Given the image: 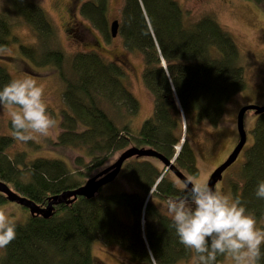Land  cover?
I'll return each mask as SVG.
<instances>
[{
    "label": "trees",
    "instance_id": "1",
    "mask_svg": "<svg viewBox=\"0 0 264 264\" xmlns=\"http://www.w3.org/2000/svg\"><path fill=\"white\" fill-rule=\"evenodd\" d=\"M9 5L0 9V50L10 47L17 23L35 32L38 47L23 44L21 51L34 64L57 70L66 109L55 145L78 155L72 167L62 159L28 160L24 153L12 157L8 150L14 138L0 135L2 183L45 207L51 197L78 188L93 170L130 147L151 148L173 159L184 131L175 166L184 174L197 175L199 131L203 125L216 127L233 96L246 89L237 46L215 19L187 24L176 0H124L117 36L125 49L142 56L143 82L154 100L152 116L134 132L131 121L139 112V101L122 81L123 66L91 50L72 57L67 75L66 55L52 44L55 29L47 13L28 0H9ZM79 12L106 39L112 37L107 0H87ZM12 80L0 65V89ZM103 104L121 114V123ZM252 133L239 179L231 184L234 200L263 223L264 199L255 193L264 180V112L256 116ZM156 160L133 157L124 163L118 176L128 172L135 190L78 197L72 204L55 206L48 219L29 213L25 223L16 222L17 238L2 249L0 264H97L93 254L97 243L119 247L132 264L188 263L192 251L179 243L171 218L159 206L186 189L178 187ZM7 202L0 193V205ZM217 260L222 264L225 257Z\"/></svg>",
    "mask_w": 264,
    "mask_h": 264
},
{
    "label": "rangeland",
    "instance_id": "2",
    "mask_svg": "<svg viewBox=\"0 0 264 264\" xmlns=\"http://www.w3.org/2000/svg\"><path fill=\"white\" fill-rule=\"evenodd\" d=\"M28 1L38 4L52 21L55 29L52 44L54 48L63 51L66 55L63 70L67 75H71L69 62L72 57L79 52L91 50H96L106 59L123 66L125 76L122 78V81L139 101V112L131 121L132 131L137 132L142 123L150 118L154 111L153 97L143 82L144 62L142 56L137 52L125 49L120 37L110 36L111 38L106 39L100 31L92 28L90 23L79 12L80 5L87 0ZM71 1H74V3ZM176 1L185 14L187 24L197 22L204 17L215 19L234 40L238 49L239 64L244 69L246 89L233 96L227 105L225 114L216 127L203 125L198 134L200 143L197 146L199 169L196 176L207 182L211 173L227 158L238 141L236 118L240 108L245 105H264V0ZM123 5L124 0H107V19L111 24L115 20H120ZM9 6V0H0L1 10L5 11ZM71 8L74 20L70 18V12H68ZM12 34L13 42L10 47L0 50V65L9 71L13 79L30 76L37 81L38 85H43L44 99L47 101L48 111L57 120V126L54 133L46 138L37 136L36 139L27 143L18 142L14 139V145L8 150V153L12 157L16 154L24 153V158L28 160L39 157L62 159L67 161L72 167L73 160L78 155V151H72L55 145L60 131L61 113L62 110L66 109L62 97L64 85L53 66L36 65L32 61H29L30 59L28 60V57L21 51L20 46L23 44L38 47L39 41L32 28L19 22L14 27ZM103 105L108 114L114 120L121 123V114H117L107 104ZM183 122L185 123L184 118ZM10 123V117L0 107V135L13 137V129H11ZM255 123L256 115L254 111H248L244 118L245 130L247 132L246 145L237 161L223 173L222 180L217 183L221 191L229 196L230 200H234L231 181L239 179V169L244 161L245 151L253 142L252 130ZM183 134L185 135V131ZM181 145L175 148L176 154L179 153ZM122 152L116 154L103 166L93 170L89 178L112 165ZM152 161L154 162V160ZM156 161L160 162L159 160ZM167 171L178 187H185L170 170ZM185 175L187 177L193 176L189 174ZM132 190H135L134 183L128 172H124L115 181L105 185L99 193L111 194ZM159 206L169 216L166 202L161 203ZM0 207L12 208L16 222L25 223L28 220L29 211L17 203L9 201L1 204ZM142 223L143 225L145 224V214L142 217ZM257 226L264 229V222L257 223ZM93 254L97 260V264H132L124 251L117 246L97 243L93 247ZM1 255L2 249H0V258ZM186 264H192V258ZM222 264H232L231 259L225 257Z\"/></svg>",
    "mask_w": 264,
    "mask_h": 264
},
{
    "label": "clouds",
    "instance_id": "3",
    "mask_svg": "<svg viewBox=\"0 0 264 264\" xmlns=\"http://www.w3.org/2000/svg\"><path fill=\"white\" fill-rule=\"evenodd\" d=\"M0 107L10 117L12 135L18 142L49 137L57 126L48 111L43 85L30 76L13 79L0 89ZM185 189L166 206L179 243L193 253L192 264H218V257L230 258L232 264H260L264 229L242 202L230 200L218 184L213 189L197 176L187 178ZM255 194L264 199V180L258 182ZM16 238L13 209L0 207V249Z\"/></svg>",
    "mask_w": 264,
    "mask_h": 264
},
{
    "label": "water",
    "instance_id": "4",
    "mask_svg": "<svg viewBox=\"0 0 264 264\" xmlns=\"http://www.w3.org/2000/svg\"><path fill=\"white\" fill-rule=\"evenodd\" d=\"M118 26V20L113 21L111 24L110 31L112 37L117 36ZM248 111H254L255 115H260L264 112V105H245L238 111L236 118L238 142L227 158L211 173L207 183L213 189H215L217 183L222 180L223 173L237 161L239 155L246 145L247 132L245 130L244 118ZM183 142L184 139H182L181 144H183ZM176 155L173 159H169L151 148L130 147L123 151L112 165L105 168L97 175L87 179L84 184L78 188L68 190L59 195L51 197L45 207H41L32 200L18 195L1 181L0 193H3L8 201L17 203L20 206L28 209L31 216H42L43 218L48 219L54 214V208L57 205L72 204L78 199V197H84L86 199L94 198L105 185L115 181L121 172L124 163L133 157L158 159L165 166L166 171L170 170L185 186L188 177L175 166L174 162ZM188 187H191V185Z\"/></svg>",
    "mask_w": 264,
    "mask_h": 264
},
{
    "label": "flooded vegetation",
    "instance_id": "5",
    "mask_svg": "<svg viewBox=\"0 0 264 264\" xmlns=\"http://www.w3.org/2000/svg\"><path fill=\"white\" fill-rule=\"evenodd\" d=\"M72 2V1H71ZM72 3H74V1L72 2ZM235 147V146H234Z\"/></svg>",
    "mask_w": 264,
    "mask_h": 264
}]
</instances>
